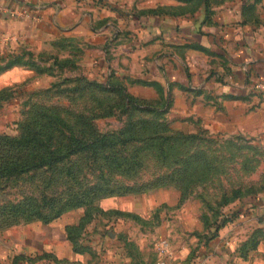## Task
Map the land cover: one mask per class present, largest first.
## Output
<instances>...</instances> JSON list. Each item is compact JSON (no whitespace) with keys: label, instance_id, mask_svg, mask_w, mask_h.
<instances>
[{"label":"rangeland","instance_id":"1","mask_svg":"<svg viewBox=\"0 0 264 264\" xmlns=\"http://www.w3.org/2000/svg\"><path fill=\"white\" fill-rule=\"evenodd\" d=\"M184 1L183 12H193L201 2ZM24 55L22 61L33 74L31 80L0 91L10 100L2 110L0 133L17 134L24 128L51 133L44 142L57 151L77 146L78 139L88 140L96 131L105 133V140L127 139L106 146L95 141L50 163L57 156L52 152L44 161L50 163L48 168L0 178V206L25 195L46 193L55 198L52 206L76 202L72 207L84 208L81 224H108L101 229L107 234L121 215L130 225L128 231L118 233L122 248L142 264H155L164 257L167 261L172 251L182 248L194 254L220 230L224 231L222 244L234 250L233 256L246 259L251 252L252 260L257 252L264 264V213L260 210L264 204V113L262 117L248 114L246 126L231 132H208L199 121L190 128L196 131L184 132L166 115L170 103L162 109L166 104L140 101L123 79L111 73L108 80V73L90 76L88 67H81L64 51ZM94 79L104 84L86 83ZM252 93L257 101L248 110L264 101V85ZM37 144L43 147L40 141ZM131 195L141 202L154 199L150 211L129 214L103 203ZM230 205L239 207V212L224 217ZM9 214L0 216V252L4 253L43 221L41 217L14 220ZM160 237L169 242L167 256L158 249ZM257 246L260 249L253 251ZM9 260L8 254L0 255V264Z\"/></svg>","mask_w":264,"mask_h":264},{"label":"crops","instance_id":"2","mask_svg":"<svg viewBox=\"0 0 264 264\" xmlns=\"http://www.w3.org/2000/svg\"><path fill=\"white\" fill-rule=\"evenodd\" d=\"M184 3L0 0V91L31 80L33 69L22 61L24 53L37 57L57 50L88 67L90 76L111 73L123 79L128 90L145 101L168 97L166 115L184 132L196 131L190 130L196 121L211 133L231 132L246 126L250 113L262 117L264 101L248 109L257 101L252 92L264 82V0H201L193 12H183ZM10 8L21 15L11 14ZM14 56L20 61L5 67ZM5 97L0 96V119L10 101ZM147 199L118 196L103 203L145 214L154 200ZM260 210L264 213V204ZM83 215L82 207L65 209L35 224L0 255L8 254V260L11 256L8 264H142L122 248L118 233L130 225L121 215L108 231L111 236L101 231L108 224H79ZM223 235L220 230L194 254L187 248L172 251L167 264L263 263L257 252L252 260L251 252L246 259L233 256L234 250L222 244Z\"/></svg>","mask_w":264,"mask_h":264},{"label":"trees","instance_id":"3","mask_svg":"<svg viewBox=\"0 0 264 264\" xmlns=\"http://www.w3.org/2000/svg\"><path fill=\"white\" fill-rule=\"evenodd\" d=\"M19 59L20 58L15 56L10 58L8 63L5 64V67L10 66L15 62H19ZM110 77L111 74H108L106 79L108 80ZM86 83L89 85H101L100 83L104 84V81L99 82L94 79L89 80ZM105 86L106 85H103V87ZM132 99L136 100V98L133 97ZM140 101L148 102L143 99H140ZM160 103L166 104L164 107H162V109H165L167 104L170 103L169 98L166 97ZM146 109L156 110L153 108ZM162 112H165V110H162ZM180 133H182L183 135V132ZM45 136L50 139L52 137V134H45L44 132L36 133L29 128H24V130L22 129V131L17 134H9L4 132L0 133V147L2 146L3 148V152H0V178H7L12 174H17L22 171H28L31 169H38L42 167L48 168V166H50V163H53L54 160H60L62 159V157H64V155L67 156L69 153H73L80 149L89 147L90 144L92 145V142L95 141L100 145L106 146L116 144L117 142H125L127 139L126 137L122 136V138L105 140L106 134L96 131L95 134H92L90 136L91 138H89L88 140L82 141V139H78L80 143L77 146H72L66 151H57L56 149L49 148L48 143L44 142L46 140ZM39 141L40 144L43 145L42 148L37 147V142ZM131 151L135 152L136 148L132 149ZM52 152L57 155L55 156V159H53L50 163L44 162L52 157ZM65 152L67 154H65ZM135 162L136 161L133 160V162L131 163L134 164ZM54 199L55 198L53 196H48L46 193L42 194L41 196L25 195L23 198L19 199L18 201L12 202L11 204L1 205L0 216L3 214H6V216H8L10 215V212L11 215L14 216V220H16V218L41 217L44 222H47L50 219L59 216L65 209L72 207V204H76V202H64V204L52 206L51 203L54 201ZM81 201L82 200H79V202ZM45 207H48L49 209L45 210ZM230 207L232 209H230ZM230 207H228L227 211H222L224 213V217L231 218L239 212V207H234L232 205H230ZM7 208H10V210H8ZM6 209L8 213H6ZM79 224H81V220ZM254 246L255 245L253 244L251 247Z\"/></svg>","mask_w":264,"mask_h":264},{"label":"built area","instance_id":"4","mask_svg":"<svg viewBox=\"0 0 264 264\" xmlns=\"http://www.w3.org/2000/svg\"><path fill=\"white\" fill-rule=\"evenodd\" d=\"M10 13L11 14H14V15H21V11L19 10H16L14 8H10L9 9ZM264 85V82H261L260 86H263ZM158 249L165 255L167 256L169 253H170V250H169V242L166 238L164 237H160L159 238V241H158ZM155 264H167V261H166V258H160L156 261ZM208 264H212V263H208Z\"/></svg>","mask_w":264,"mask_h":264}]
</instances>
